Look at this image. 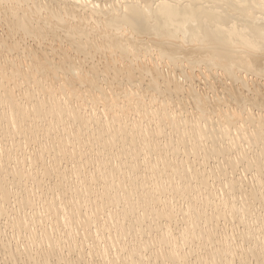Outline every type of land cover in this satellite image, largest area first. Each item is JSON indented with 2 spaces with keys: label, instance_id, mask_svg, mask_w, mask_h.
Segmentation results:
<instances>
[{
  "label": "bare ground",
  "instance_id": "6f19581e",
  "mask_svg": "<svg viewBox=\"0 0 264 264\" xmlns=\"http://www.w3.org/2000/svg\"><path fill=\"white\" fill-rule=\"evenodd\" d=\"M0 264H264V0H0Z\"/></svg>",
  "mask_w": 264,
  "mask_h": 264
},
{
  "label": "rangeland",
  "instance_id": "374dc122",
  "mask_svg": "<svg viewBox=\"0 0 264 264\" xmlns=\"http://www.w3.org/2000/svg\"><path fill=\"white\" fill-rule=\"evenodd\" d=\"M26 43H27V42H26ZM28 43L31 44L32 42H30V41L28 40ZM31 45H32V44H31ZM39 47H40V46H39ZM40 48H42V47H40ZM18 51H19V50H18ZM46 52H48V50H46ZM193 82H194V83H193L192 85L194 86L195 89H198V88H200V87H201V88L204 87L203 85H199V86H198V84H200L201 82H198V80H196V78H195V80H194ZM197 82H198V83H197ZM201 84H203V83H201ZM22 86L26 87L25 85H22ZM22 86H21V88H23ZM202 86H203V87H202ZM197 87H198V88H197ZM205 87H206V86H205ZM215 87H216V86H215ZM21 88H19V89H21ZM201 88H200V89H201ZM19 89L17 88L15 91H19ZM34 89H35V88H34ZM34 89H33V88L30 89L31 92H32V90H34ZM43 89H45V88H43ZM46 89H47V88H46ZM206 89H207V87L205 88V90H206ZM46 91H48V90H46ZM46 91H45V90H44V92L42 91L40 95H39L38 93H36V92H34L35 94L32 92L33 95L31 94V95H32L31 100H33V101L36 100V98L38 97V95L41 96L42 94L44 95L45 98H47L49 92H46ZM207 91H208V90H207ZM45 92H46V93H45ZM44 93L47 94V96H46ZM143 97H144V99H143L144 103H141V104H144V105H147V106H148V101H147L148 98H147V95H145V96H143ZM178 98H179V97H178ZM74 100H75V99H74ZM80 100H81V99H80ZM172 100L174 101V102L172 101V103H175V104H173L174 106H171V105H170V106L175 110L176 107H178V105L176 106V104H178V103H176V101H177L178 99L175 100V97H174V99L172 98ZM82 101H83V100H82ZM82 101H79V99H78V102H77V103L82 102ZM84 101H85V100H84ZM120 101H121V100L118 101V104H119V105H120V103H121ZM23 102H24V101H23ZM85 102H86V101H85ZM85 102H84V103H85ZM82 103H83V102H82ZM146 103H147V104H146ZM87 104H88V103H87ZM80 106H82V104H80ZM98 107H99V106H98ZM180 107H182V106H180ZM180 107H178V108H180ZM82 108H83V110H82ZM178 108H177V109H178ZM80 109H81L82 112H83V111H84V106H82ZM131 109L133 110V108H131ZM177 109H176V111H178ZM186 109H187V108H186ZM85 110H86V111L88 110L87 107H85ZM132 110H129V111H132ZM126 111H127V110H124L125 113H123V116L128 115L127 113H129L130 117H132V115H133V117L138 116V115L136 114V112L133 113L134 111H132L131 113H130L129 111L126 113ZM188 111H189V113H190V110H188ZM182 112H183V111H182ZM186 112H187V110H186ZM135 114H136V115H135ZM182 114H185V113L183 112ZM129 115H128V116H129ZM187 116H188V115H187ZM49 117H52V116H49ZM182 117H183V115H182ZM53 120H54V118H53ZM57 127L59 128V125H58ZM58 130H59V129H58ZM55 133H57L56 130H55L54 132H50V135L52 136V135H54ZM29 148H30V147H29ZM64 165H66V162H65V161H62L59 165H57V166H58V169H60V171H62V168L64 167ZM67 166H69L68 169H67V171H68L69 168H70L71 166H70V165H67ZM86 168H89V169H90V166L88 165V166H86ZM238 172H239V171H238ZM237 175H238V173H236L235 177H236ZM246 176L249 177L250 174L247 173ZM231 177H232V176H231ZM231 177H228V178H231ZM247 177H246V179H247ZM246 179H243V182H244L243 184H244V185H245V182L247 181ZM51 180H52V179H51ZM245 180H246V181H245ZM68 181H70V180H68ZM43 185L46 187L47 183H46V184H43ZM244 185H243V186H244ZM10 201H12V200L10 199ZM92 231H93V230H92ZM84 248H85V250H86V247H84ZM111 253H112V250L109 251L108 255H110Z\"/></svg>",
  "mask_w": 264,
  "mask_h": 264
}]
</instances>
